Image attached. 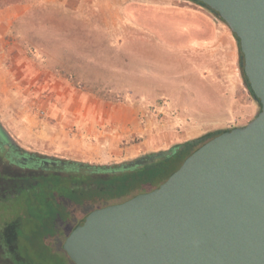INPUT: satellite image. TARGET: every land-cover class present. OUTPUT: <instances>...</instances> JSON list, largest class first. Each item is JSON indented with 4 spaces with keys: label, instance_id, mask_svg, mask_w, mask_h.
Here are the masks:
<instances>
[{
    "label": "rangeland",
    "instance_id": "obj_1",
    "mask_svg": "<svg viewBox=\"0 0 264 264\" xmlns=\"http://www.w3.org/2000/svg\"><path fill=\"white\" fill-rule=\"evenodd\" d=\"M79 2L0 0V9L17 5L23 11L18 27L0 28V122L17 145L55 159L130 162L209 132L243 127L258 114L240 74L236 40L208 9L188 0H82L112 5V16L96 17L86 37L66 34V26L79 30L77 23L45 16L44 5ZM31 4L38 10L30 12ZM197 9L207 16H196ZM113 107L131 110V123L121 128H134L119 144L121 157L101 162L96 156L107 149L92 137L113 125L102 119ZM85 128L91 137L83 147L58 145ZM155 171L138 188L160 179ZM89 208L76 211L77 218ZM4 253L0 249V264H12Z\"/></svg>",
    "mask_w": 264,
    "mask_h": 264
},
{
    "label": "water",
    "instance_id": "obj_2",
    "mask_svg": "<svg viewBox=\"0 0 264 264\" xmlns=\"http://www.w3.org/2000/svg\"><path fill=\"white\" fill-rule=\"evenodd\" d=\"M197 1L237 36L260 110L151 191L80 219L62 244L73 264H264V0Z\"/></svg>",
    "mask_w": 264,
    "mask_h": 264
},
{
    "label": "trees",
    "instance_id": "obj_3",
    "mask_svg": "<svg viewBox=\"0 0 264 264\" xmlns=\"http://www.w3.org/2000/svg\"><path fill=\"white\" fill-rule=\"evenodd\" d=\"M188 1L210 11L197 0ZM232 35L238 47L240 74L253 98L241 66L243 59L238 38ZM227 130L209 132L130 162L96 164L40 155L62 163L52 166L37 160L24 162L23 158L31 152L17 145L0 122V165H5L4 171H0L1 250L10 254L12 264H73L62 250L68 227L71 231L85 215L110 205L112 200L119 203L151 191L174 173L192 152ZM155 170L161 174L160 179L138 188L140 180L156 175ZM32 171H37L38 175ZM84 206H89L90 211L77 218L76 211L79 214Z\"/></svg>",
    "mask_w": 264,
    "mask_h": 264
},
{
    "label": "crops",
    "instance_id": "obj_4",
    "mask_svg": "<svg viewBox=\"0 0 264 264\" xmlns=\"http://www.w3.org/2000/svg\"><path fill=\"white\" fill-rule=\"evenodd\" d=\"M43 9L45 10L46 12L45 16L48 19L49 18L57 19L58 17L60 20H62V23H63L62 25H66V24L70 25V22L77 23L80 29L75 31V29H70L69 26H66V28L68 29L67 31L68 33L66 34L70 36H73V34H77L78 37H86V35H91L90 32L86 31V28L91 29L94 27L93 23H95L94 21H96L95 20L96 17L99 18V17H102L103 15L105 17L112 16V5L111 4L109 7L101 3H95V4L94 3L93 4L83 3L82 0H80V2L77 4H73V3L72 4L69 3L67 5L57 4L54 6L44 5ZM23 10L28 11L27 8ZM31 10L37 11L38 5L34 6L31 4L30 12ZM195 12H196V16H198L199 18H205V16H207L206 13H204L203 11L199 9L195 10ZM22 13H23L22 8L20 6L17 7V5L0 9V28L18 27L19 25L16 22L20 21L22 17ZM114 16H115L114 26L117 27V23H116L117 8L114 9ZM212 22L213 21L210 20V22H207V23L210 24L212 27ZM105 26L106 27L109 26V28H111L112 23L109 22L105 24ZM68 40L66 42L69 43L70 41ZM78 42L87 43V42H90V40L89 39H82V40L79 39ZM40 49L43 51L42 46H40ZM110 109L111 108H109V110H107L105 114L102 115V119H103L104 124L110 125L111 123H113V125L106 127V128H101L102 130L100 132H95L92 137V140L96 141L98 146H102L103 148L107 149V152H104V155L98 154L96 156L97 160H100L101 162H107V161L110 162V161L118 160L119 157H121L122 152H121V148L119 147V144L120 142H122V140H127L129 138L134 128L132 127L127 130L126 128H121V124L131 123V120H132V118L130 119L132 115L131 110L128 111L125 108L117 109V107H113L112 110ZM89 127L90 126H87V128ZM141 129L142 128H139V126H136L135 128L136 131H140ZM83 131L84 132H77L75 134L62 137L58 145L61 146L62 148H65L68 145H71L73 147L74 146L73 144L75 142H79V145L83 147L82 144L85 141V139L87 137H91L89 130L85 128V130ZM113 151H117V152H113ZM84 154L85 155L89 154L87 156L93 157L92 154L87 153L86 151ZM88 160L96 161L95 157H93V159H88Z\"/></svg>",
    "mask_w": 264,
    "mask_h": 264
},
{
    "label": "flooded vegetation",
    "instance_id": "obj_5",
    "mask_svg": "<svg viewBox=\"0 0 264 264\" xmlns=\"http://www.w3.org/2000/svg\"><path fill=\"white\" fill-rule=\"evenodd\" d=\"M31 155L30 156H28L27 158H23V160H24V162L25 161H35V160H37V161H41V162H43V163H46V164H48V165H52V166H56L58 163L59 164H62L61 162H58V161H52V160H46L45 158H43L42 156H40L41 154H36V153H30ZM51 163H53V164H51ZM32 172H34L36 175H38V172L37 171H32ZM0 249H1V247H0Z\"/></svg>",
    "mask_w": 264,
    "mask_h": 264
}]
</instances>
